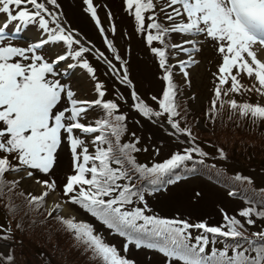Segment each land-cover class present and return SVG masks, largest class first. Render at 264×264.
Instances as JSON below:
<instances>
[{"label": "snow or ice", "instance_id": "1", "mask_svg": "<svg viewBox=\"0 0 264 264\" xmlns=\"http://www.w3.org/2000/svg\"><path fill=\"white\" fill-rule=\"evenodd\" d=\"M49 2L56 5V0ZM84 2L88 6L87 10L93 18H96V9L92 0H84ZM126 3L129 10L134 9L136 22L143 31L145 11L156 7L153 0H126ZM25 5H30L35 10H30ZM12 6L17 8L15 13L12 11ZM164 8L170 9V12L166 13V19L171 21L174 17H180L182 22L164 27L157 22L153 12L152 17L149 18L151 23L147 27L156 29V34L149 31L147 35L149 44L154 40L163 43V36L169 31L204 35L214 42L221 55L222 62L218 66L217 74L218 84L214 89L215 99L211 102L212 111L216 109L220 97L227 96L229 92L239 93L242 89L255 90L264 95V59L258 57V52L264 51V0H168ZM163 10L162 8L161 11ZM0 11L6 13L9 20L20 22L17 31L20 30V26L33 24L38 20L41 28L49 33L47 39H41L39 43L20 47L10 42L5 43L6 26L0 27V192L8 184L15 187L18 183L16 180L6 181V173H22L21 179L33 178L42 186L40 194H29L28 203L34 204L37 208L43 206L49 193L55 192L57 183L55 179L41 180L38 176L53 171L58 149L66 135L71 146L74 171L65 177L62 186L65 203L80 205L110 229L121 236H126L130 243L134 241L137 248L142 245L156 248L165 256L175 257L183 264H264V231L253 234L262 241L257 244V241L245 236L242 231L244 225L235 216L229 217L225 213L224 219L227 221V230H225L222 226H209L204 222L192 224L186 220H168L155 215H146L145 210L148 205L144 199V189L135 190V185L131 183H117L125 179L131 181L129 169L124 168L123 165L125 163L130 165L140 177H153L150 181L153 185L162 184L164 181L161 177L172 173L181 162L192 159L191 153L197 152L202 156L205 153L198 147L189 148L184 154L176 153L163 163L154 164L152 167L137 164L130 153L139 149L134 144L119 145L120 135L124 130V125L120 122L126 117L116 115V123L112 122L113 110L117 109L118 105L101 99H77L71 87L56 78L57 66L60 62L66 61L68 57L78 58L88 49L81 46L78 51H71L73 44H80V41L74 38L71 31L61 26L58 17L53 15L40 0H0ZM42 13L52 16L55 28L49 26V21ZM97 24H99L98 18ZM49 41H63L69 51L66 54H56L51 59L37 54V51ZM188 43L195 45L196 42ZM109 47H112L110 42ZM172 47L180 48L184 52L198 51L195 47L192 49L182 48L181 45H172ZM152 52L159 57L160 67L165 69L163 79L167 81L163 97L158 101L160 111H154L146 103L139 101V97L133 91V98L139 101L135 107L149 119L167 113L173 129L191 136L189 129H181L179 122L172 119L179 116V112L175 103L176 86L173 83L171 66L165 67L166 51L164 48L153 47ZM178 63L183 75L187 77L188 72L185 68L197 61L189 56L187 61L182 60ZM75 66L68 65L69 68ZM83 67L89 73H94V69L86 60L83 61ZM124 71L123 81L131 84L127 69ZM241 76L253 80V86L248 88L241 84L238 78ZM225 84L230 86L227 90H222ZM102 87L101 84L96 85L100 97L104 96V92L100 91ZM65 96L70 102V108L60 106ZM152 99L157 98L154 96ZM225 102L232 109L239 110L243 116L251 115L256 119H264V105L238 103L235 99H229L221 101V107ZM93 106H102L106 111V118L96 120L94 125L81 122L82 117ZM76 130L82 133H99L94 136L93 143L108 146L106 148L97 146L95 153L90 154L88 148L84 146V140L74 134ZM106 132H110L111 136L115 137L117 148L113 147V142L105 134ZM221 155L223 156L222 150ZM113 163L120 167H112ZM176 179L180 177L177 176ZM167 183H175V180L169 178ZM133 197L144 202V206L125 210V205L133 203ZM62 207L61 203H54L48 215L51 216L53 211H59ZM253 212L264 218V211L257 212L253 208L243 209L240 215L248 218L246 221L248 224H253L255 223L251 219ZM56 218L74 233L78 241L91 249L94 256L100 259L101 264H135V261L120 255L114 245L106 243L103 237L95 234L91 224L77 222L74 217L57 216ZM193 228L203 230L204 234L193 237L190 231ZM209 233L212 234L213 242L217 235L236 240L233 247L234 254L228 255V245H225L222 251L213 248L211 255L205 254ZM193 239L195 243H192ZM239 240H244L250 248L240 251ZM126 250L127 245H125ZM250 250L254 251L255 255H247ZM7 259L11 261L13 258L8 256Z\"/></svg>", "mask_w": 264, "mask_h": 264}, {"label": "rangeland", "instance_id": "2", "mask_svg": "<svg viewBox=\"0 0 264 264\" xmlns=\"http://www.w3.org/2000/svg\"><path fill=\"white\" fill-rule=\"evenodd\" d=\"M99 1L92 0L93 7L96 9L95 19L100 18L99 15L101 10H106L108 7L109 11L111 10V12H113L115 23H110L106 26L108 37L113 38L116 35L117 24H119L122 38L119 36V44L121 47L118 48V56H123V62L125 65L130 64V70L133 74V79L129 80L131 81L136 94L141 98L144 97L145 94L148 104L157 108L156 101L159 99L160 89L163 88L164 85V81L162 79L163 68L160 67V62L158 60L159 58L155 53L152 52V48L158 46L153 42L149 44L147 39L143 37L144 30H140L135 19L134 9H128L126 0ZM43 2L53 14L57 13L55 5L51 6V4L48 2L50 4L49 5L46 0ZM56 5L64 7L65 12L68 15V19L72 23L70 24L71 27H69L72 31L80 34V36L86 42L83 35L76 29L79 27V30L83 33H86L88 38L90 37L98 41L96 35L92 34L87 28L89 25V28L94 30V23L92 21L94 18L89 11H86L83 0H56ZM163 7L164 4H161L160 0H158L156 8L158 9ZM123 13L125 14L123 15ZM144 16L145 19H147L148 13H144ZM121 17L123 22H121ZM174 22L180 23V19H175ZM145 23L146 22L144 21V29ZM146 30L148 31L147 26ZM183 34L185 33L177 32L175 33V36L173 34L175 42L179 41L180 38H182V40L187 38L185 36H181ZM199 37L204 38L205 40L203 50L200 54L202 62L197 66L198 70L192 73L193 77L189 80L183 81L185 96L190 98L191 108L193 113H195V115H193L190 113L189 109H182V115L188 121V123H191L192 121L194 122L196 114L198 115L197 118H203L202 110L208 104L214 93L215 86L218 84V66L222 62L221 55L214 46V42L211 41L210 38H205V36ZM196 38H198V36H196ZM88 41L92 46L96 47L93 41ZM116 49L117 48L114 46V51ZM104 50L106 54H108L113 60V62H116L113 52L108 48ZM59 51L63 50L58 49L52 54V56L56 55ZM50 52L52 51H49V53ZM182 57H184V54H180L178 59L180 60ZM93 67L96 70L98 80L109 88V97L118 102L121 112L125 114L132 132L140 139L141 145H147L149 151L151 153L155 152L160 159H166L174 153L184 152L186 150L184 145L175 141L174 138L164 133L161 128L152 125L148 120L136 112L134 108L135 103L129 91V85L125 86L124 83H117L113 77V72L96 58L93 60ZM177 70L180 71L179 68H177ZM238 78L241 80V84H243L245 87L251 88L254 84V81L247 78L246 76H241ZM72 82L73 83L71 84V87L77 93L78 98H91L94 94V92H92L94 88V81L88 79V77L81 78L79 76L76 79H73ZM229 86L230 84L223 85L222 90H227ZM149 92H152L153 97L155 96L157 99L153 100L148 94ZM228 97L236 98L239 103H245L244 100H248L249 98L260 99L261 103H264V95L257 93L255 90L243 91L242 89L239 93L229 92ZM86 118L87 120H92L94 118V113L91 112ZM217 127L223 129L220 134V139L224 141L225 146L229 147L231 150H235L237 148L242 152L245 150L239 145L244 142L256 145L257 139L259 138L261 132V130L256 126L251 130H230L228 126V119L218 121L216 124V128ZM201 128L203 129V127ZM240 160L247 161L242 158ZM241 163L243 166H246L245 163ZM231 165L224 166L233 172L236 171L237 169L234 167L236 164L232 163ZM71 168V157L66 149V146L64 145L61 152L57 156L56 165L53 171L48 175L41 173L39 176L44 179L51 178L55 179L56 182H63L64 177L67 176V173L72 171ZM14 175L20 178L21 185L26 193L36 195L41 192V189L36 188L33 178L21 179L22 174L14 173ZM248 175L257 183L264 185V174L253 172ZM212 176L214 177L215 174ZM226 177V175H222L220 179L225 180ZM230 180L234 182L233 178H230ZM237 183L238 185L236 188L238 190L245 189L247 193V207L243 201L237 198H228L226 190L224 191L218 186L210 184L209 181L207 183L201 178H196L170 188L167 192L168 194L166 193L163 195H156L154 197L148 196V199L145 200L148 205V208L145 210V214L155 216L162 215L163 219L168 220H186L192 224L204 221L208 224L222 226L225 228V225L223 224L224 222L222 221L219 212V210L223 208L230 214V217L235 216L237 219H239L246 229H259V216H257L255 212H253L251 216V219L255 221L253 224H248L246 222L248 218L240 215L241 211L245 208H248V205L251 203L253 204L252 208L255 211H260L259 209L255 208L258 203L251 201L253 194L251 187H253V183L249 182L251 187L246 183H240V181H237ZM52 194L53 193H51L48 198H51L50 196ZM58 198L59 199L53 201L48 200V207L51 208L53 202L55 201L62 204V197L60 196ZM260 201L263 202L262 205L264 209V197H262V200L260 198ZM62 205V209L59 211H54L56 214H60L63 217H76L75 219H77L79 222L86 221L98 227V234L103 237L105 242L114 245L122 256L135 261V264H183L182 262L179 263L178 260L173 259L172 257H159L155 252L136 249L135 247H129L128 245L127 250L125 251V242L113 233L106 231L81 207L69 205L65 202H63ZM143 206L144 202L142 207ZM39 222L41 223L40 220L35 219L33 223V231L31 233L42 226V223L41 225L37 226V223ZM193 236H196V234H193ZM2 251L5 252L6 250L2 249ZM88 256H90V253L87 254V257ZM39 262L44 264L41 260H39Z\"/></svg>", "mask_w": 264, "mask_h": 264}, {"label": "trees", "instance_id": "3", "mask_svg": "<svg viewBox=\"0 0 264 264\" xmlns=\"http://www.w3.org/2000/svg\"><path fill=\"white\" fill-rule=\"evenodd\" d=\"M233 117L231 116L228 120V126H229L230 130H238V131L251 130V127L248 124H243V121L236 122L233 120L234 119ZM217 118H218V116H216L215 119H217ZM211 128H213V127H209L208 129L210 130ZM222 131L223 130H215V133L213 135L218 137ZM239 146H241L242 148L251 147L250 143H248V142H244ZM251 149L252 150L248 151L249 154L246 155L244 158H246V160L253 163L254 161L256 162V160H258L260 158V156H262V155L264 156V141L257 139V144L255 146L251 147ZM14 201H15V198L13 197L12 202H14ZM1 232L3 233V231H1ZM27 239H28L29 243L26 246L31 248V252L35 255V258H32L31 256L27 257L25 255H18L15 257L14 261L11 263L10 261H6L2 257H0L3 264H29V263L39 264L37 259L42 258V254H44V256H51L52 252H55L53 254V256H54L53 257V263L54 264H97L96 257H94V256H93V258L88 256L85 259L84 263H80L77 256L74 257V255H72L71 253L68 252L67 246H65L62 243H59V245L57 247H54L52 245H47V239L44 236L29 235V236H27ZM75 240H76V242H80L76 238H75ZM42 245H45L47 247L42 248L41 247ZM91 252L92 251L90 249V254H91ZM24 253H22V254H24Z\"/></svg>", "mask_w": 264, "mask_h": 264}, {"label": "bare ground", "instance_id": "4", "mask_svg": "<svg viewBox=\"0 0 264 264\" xmlns=\"http://www.w3.org/2000/svg\"><path fill=\"white\" fill-rule=\"evenodd\" d=\"M258 57L264 59V51L258 52ZM196 70H197V68L193 69L192 72L194 73ZM39 186H40V185H36V188L41 189ZM56 198H57V197H55L54 195L51 196V200H52V201H53V200H56Z\"/></svg>", "mask_w": 264, "mask_h": 264}]
</instances>
